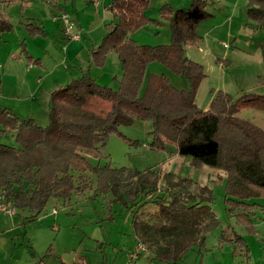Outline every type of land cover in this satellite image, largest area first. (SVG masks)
Returning a JSON list of instances; mask_svg holds the SVG:
<instances>
[{
	"label": "trees",
	"instance_id": "16d2710c",
	"mask_svg": "<svg viewBox=\"0 0 264 264\" xmlns=\"http://www.w3.org/2000/svg\"><path fill=\"white\" fill-rule=\"evenodd\" d=\"M15 1L0 3L10 6ZM150 2L110 0L114 16L105 23L103 40L90 47L91 61L98 67L106 64L110 52L117 55L122 71L117 88L83 73L51 93L46 126L0 106V135L12 133L15 139L14 144L0 142V196L19 210H30V221H35L52 198L66 202L87 189L90 172L97 181L96 194L110 193L131 210L137 241L157 260L178 263L195 247L205 250L208 235L222 225L213 207V190L175 172L93 165L89 157L100 159L101 148L121 126L151 121L152 149L173 144L175 154L192 158L196 167L225 172L227 210L254 231L257 212L264 213V205L256 201L264 197V128L240 112L264 111V93L244 92L234 99L217 90L208 109L199 107L196 94L207 74L203 64L186 55V47L201 41L198 25L212 16L208 7L214 0H191L183 8L161 6V15L170 23L171 42L139 44L133 34L155 21L147 13ZM246 14L264 26V0H247ZM24 24L29 36L46 35L32 19ZM14 28L1 12L0 35ZM24 57L40 62L27 52ZM153 62L184 75L190 88H178L166 74L153 73L142 91ZM160 182L166 185L163 191ZM220 233V244H234L248 264H257L251 262L247 239L230 224Z\"/></svg>",
	"mask_w": 264,
	"mask_h": 264
},
{
	"label": "rangeland",
	"instance_id": "374dc122",
	"mask_svg": "<svg viewBox=\"0 0 264 264\" xmlns=\"http://www.w3.org/2000/svg\"><path fill=\"white\" fill-rule=\"evenodd\" d=\"M44 1L45 5H47L46 0ZM100 1L102 3L100 10H94L88 0H78L76 3L75 12L82 18L86 27L90 23L93 24L89 28L97 25L93 32L88 27L87 30L83 29L82 31L75 19L77 17L75 16L73 19L72 16L74 15L71 10L67 9L70 13L63 11V14H58L56 16L58 26L55 29H49L50 33H48V37L50 42H46V38L29 36L27 38V49L33 52L32 54L35 58H38L43 55L45 52L44 47L48 43L51 46H49V56L45 58L46 67L51 68L55 64L54 59H52L54 57L61 62L65 41H67L63 37V33L65 34L68 27V20L63 18L64 14L68 15L69 21L71 20L75 25L72 33H80L82 36L81 40L83 36H86L82 41L83 45H86L90 40H92L91 42L96 40H100L101 42L106 34L105 21L112 20L114 13L110 10V0ZM57 2V0H49V6L45 7V14L48 17L51 14L50 9L55 8L56 4H58ZM60 2L64 5L66 3L65 0H60ZM190 2L191 0H151L147 13L156 22L151 21L146 26L137 30L133 34L134 39L139 44L150 45L171 42L172 32L169 20L161 15L159 9L165 4H169L174 8H183L189 6ZM73 3L71 4V1H69V5L73 6ZM95 3H98V1L95 0ZM246 6L247 0H214L208 7L212 16L198 25V33L202 36L201 41L198 44H189L186 47V55L203 64L207 74L206 78L200 83L196 94V102L203 109L210 107L214 91L217 90L228 92L234 99L244 92L264 93V26H260L257 22L250 19L246 14ZM13 7L14 5L12 4L9 7L5 3H0V13L5 10L7 14L12 16V20L18 29L23 31L21 26H19H23L20 21H26L29 15H26L24 18L20 16V3L16 4L15 8ZM104 13H106L107 19H102L105 15ZM70 15L72 16L70 17ZM98 21L101 26H99ZM61 27L64 28L61 29ZM86 31H88V34ZM54 32L59 36V39L54 35ZM4 34L7 37L9 33ZM52 40L56 43H51ZM68 40L70 39L68 38ZM19 48L14 52L21 57L24 53L21 52L20 45ZM0 49L2 50L1 52L9 51L10 49V46L2 45L1 36ZM108 56V62L103 68H95L98 69L95 73L96 76L99 74L97 71H102V77L96 78L102 84H108L117 88L119 86V79H115L114 76L121 74L120 64L114 52H110ZM25 60L27 59L25 58ZM1 65L0 63V68ZM1 71L0 106L10 107L9 104L13 102L12 99L3 95L4 93H8L2 91L1 94ZM153 73L166 74L178 88H190V82L184 75L171 71L160 62H153L148 67L142 91L145 89L149 76ZM74 76L78 77V75ZM15 77L19 80H16L14 85H19V89L14 94H21L23 96L22 101H24L27 97H31V91L28 86L21 85V80L24 78L23 74L19 73L8 77L6 83L11 78L13 82ZM31 79L33 88L39 85L37 81L38 77H31ZM29 103L30 101L22 103L23 107L20 111L16 112L22 118L31 114L28 109L30 107ZM240 116L264 128L263 110L245 108L240 112ZM37 117L39 119H37V122L40 125L46 126L49 123V110L41 112ZM151 130L152 123L148 120H136L131 126H121L119 132H112L110 134L106 146L101 148L103 156L100 159L90 156V162L93 165L110 164L114 168L129 167L140 171L154 169L161 170V172H175L181 177L192 178L203 186L208 185L214 194V210L222 223L218 229L209 234L211 235L209 244H212L214 236L217 233H220L222 229L230 224L239 234L247 239L251 262L264 264V220L254 219V231H250L244 224L239 223L234 215L228 212L225 204V172L206 165L196 167L192 162V158L175 154V145L173 144H168L165 149H152L153 136ZM0 142L14 144L15 139L12 133H7L6 135H0ZM89 175L91 177L90 185L83 192L73 194L71 199L66 202L61 200L56 201L53 198L48 202L39 217L46 216L48 213L51 214V210L57 207L61 214L56 222L54 221L55 218H50L46 222L40 220L37 222L32 221L34 226L31 227L30 232L50 238L58 234L57 231L53 230V227L60 225L63 235L80 234L83 236L85 234L102 233L111 234L115 237L131 235L133 233L131 210L122 202L115 201L110 193L96 194V178L90 172ZM162 181L164 182V180ZM163 182H160L162 191L166 187L164 185L165 182ZM162 193L160 192V194ZM256 201L264 205V197H260ZM153 208L156 209V207ZM26 211L28 212V210H19L17 208L15 215L8 216H15L20 221H23L27 217ZM259 213L263 215L262 212ZM27 222H29V219ZM245 262L247 264L245 255L244 257L239 256L238 264H245Z\"/></svg>",
	"mask_w": 264,
	"mask_h": 264
},
{
	"label": "crops",
	"instance_id": "0c3cea01",
	"mask_svg": "<svg viewBox=\"0 0 264 264\" xmlns=\"http://www.w3.org/2000/svg\"><path fill=\"white\" fill-rule=\"evenodd\" d=\"M57 1L58 4H56V7L50 9V17L45 14V7L47 5L49 6V0H46L47 5H45L44 0H16L12 5H14L13 8H15L16 4L20 3V16L24 18L26 15H29L28 19L36 21L45 28L46 35L39 37L46 38L45 41L48 43L50 42L48 37V33H50L49 29H55V27L58 26V19L56 16L60 13L63 14V11L70 13L67 9L71 10L74 15H70V17L72 16L73 19L75 16L77 17L75 19L82 31L83 29L87 30L88 27V29L93 32L95 27H97L96 25L89 28L93 23L87 24L86 27L82 18L76 14L75 9L78 0H65V5L61 3L60 0ZM69 1H71V4L74 2L73 6H71V4L69 5ZM88 1L91 3L94 10H100L102 5L100 0H97L98 3H95V0ZM52 5L54 6V4ZM3 11L12 20V16L7 14L5 10ZM104 14L105 15L102 19H107L106 13ZM20 23L24 26L19 25L23 31H20L14 23L15 28L12 31L6 32L9 33L7 37L4 33L0 35L2 45L5 44L6 46H10L9 51L1 52L2 50L0 49V63L2 64L0 68V70H2L1 94L2 91L8 93H4L3 95L12 99L13 102L9 104V108L15 113L20 111L23 107L22 103L30 101V107L28 109L31 114L27 117H33L37 121V116L41 112L45 110H49L50 112L52 106L51 93L54 90L68 84L72 79L80 77L83 73L91 74L95 78L102 77V71H97L99 74L96 76L95 73L98 69L95 68H98V66L92 63L89 52L90 47L99 44L100 40L94 42H91L92 40H90V42L85 40L87 43L86 45H83L82 41L86 36H83L82 40L71 41V39H66V36L63 33V37H65V40L67 41H65L62 61L59 62L55 57L52 58L54 59L55 64L49 68L46 67L45 58L49 56V46L51 45H48L47 43L44 47L45 52L43 55L35 58L32 54L33 52H30L27 49L29 32L24 24L25 21L21 20ZM99 26H101L100 23ZM62 28L64 27H61V29ZM86 32L88 34V31ZM54 35L59 39V36L55 32ZM51 43L56 42L52 40ZM19 45L22 53L27 52L35 59H40V62H29L23 57L24 54L20 57V55L14 52L20 49ZM19 73H22L24 76L21 80V85L28 86L31 91V97H27L24 101H22L23 96L21 94H14L15 91L19 89V85H14L15 81L19 79L15 77L12 82L11 78V80L6 83L8 77H12V75ZM74 75H78V77ZM121 75L122 71L120 75L117 74L114 77L115 79H119ZM31 77H38L37 81L39 85L34 88L31 83ZM55 200L60 201L58 199ZM51 212V214L48 213L46 216L38 217L35 221L37 222L40 220L46 222L50 218H55L54 221L56 222L59 219L61 212H59L57 207H54ZM259 212L260 211L257 212L256 218L264 220V213L262 212L263 215H260ZM25 214L27 216L26 219L20 221V219H17L15 216L11 217L0 213V264H127L129 254L134 250L138 243L134 232L129 236L119 237L104 233L92 235L85 234L83 236L80 234L63 235L60 225H55L53 227V230L57 231L58 234L46 238L44 235H37L30 232L31 227L34 226L29 218L32 212L28 210ZM28 219L29 222H27ZM220 234L221 233H217V235L214 236L211 245L209 244L211 235H208L205 250H200L198 247H195L178 263L157 260L154 252L150 250L144 253L137 260L136 264H238L239 256L244 257L243 251L239 250L230 242L220 244Z\"/></svg>",
	"mask_w": 264,
	"mask_h": 264
},
{
	"label": "built area",
	"instance_id": "2783aa9c",
	"mask_svg": "<svg viewBox=\"0 0 264 264\" xmlns=\"http://www.w3.org/2000/svg\"><path fill=\"white\" fill-rule=\"evenodd\" d=\"M63 18L67 19L68 27L65 31L66 36L71 40H81L80 33H72L75 25L69 21L68 15L64 14ZM0 213L4 215H15L17 213V207L11 201H7L4 195L0 196ZM150 251L149 248L142 243H137L134 250L129 254L127 264H136L137 260L146 252Z\"/></svg>",
	"mask_w": 264,
	"mask_h": 264
}]
</instances>
